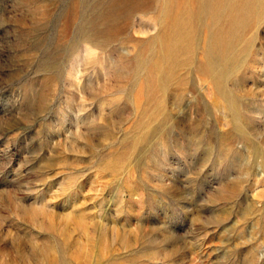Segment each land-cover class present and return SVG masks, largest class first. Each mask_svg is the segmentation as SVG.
<instances>
[{"label": "rangeland", "instance_id": "rangeland-1", "mask_svg": "<svg viewBox=\"0 0 264 264\" xmlns=\"http://www.w3.org/2000/svg\"><path fill=\"white\" fill-rule=\"evenodd\" d=\"M0 264H264V0H0Z\"/></svg>", "mask_w": 264, "mask_h": 264}]
</instances>
